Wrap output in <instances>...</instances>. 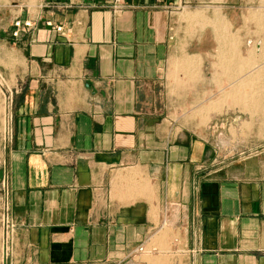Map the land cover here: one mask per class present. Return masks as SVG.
<instances>
[{
	"label": "crops",
	"instance_id": "1",
	"mask_svg": "<svg viewBox=\"0 0 264 264\" xmlns=\"http://www.w3.org/2000/svg\"><path fill=\"white\" fill-rule=\"evenodd\" d=\"M36 1L0 0V264H264L260 130L205 97L264 58V0Z\"/></svg>",
	"mask_w": 264,
	"mask_h": 264
},
{
	"label": "rangeland",
	"instance_id": "2",
	"mask_svg": "<svg viewBox=\"0 0 264 264\" xmlns=\"http://www.w3.org/2000/svg\"><path fill=\"white\" fill-rule=\"evenodd\" d=\"M3 1L6 5L12 7L20 4L21 0ZM27 1H29L30 4H35L37 2L36 0ZM230 53L226 52L225 56L230 57L232 55V59H223L222 61L224 63L222 62V67L237 65V67L242 70L251 69L252 72L250 71L248 73H238L237 75H235V77L233 75V79L232 76L230 79V75L227 74H221V78L216 75L213 79V75L206 72V84L210 83V85H213L214 83L215 88H212L213 91L210 94H205V97L209 96L210 98L216 99L220 96L218 100L220 102L218 110L220 111H218V114H220L223 119L231 120L233 118H239L243 122L246 120L249 121L248 123H242V130H245L247 128V130H253L254 133H257V130H260L258 132L259 138L253 139V145H262L264 144V135L262 132L264 131V58H261L259 60H256L257 58L253 57H250V59H243L242 57L234 58L235 52ZM246 65H248L247 68ZM208 68L209 65L206 64V69L209 72ZM2 77L3 76L0 70V83L4 82ZM218 87H220V90L222 91L218 92L217 94L216 90L218 89ZM194 109V106H187L184 108V112H188ZM7 118H9V103L7 94L2 88V90L0 89V156L2 155V146L8 139V137L5 136L8 131V127L6 129ZM232 134L234 136V139H231L230 144L235 145L238 139L236 138L237 129H235L234 127H232ZM2 212L3 211H1V215ZM0 226H2L1 220Z\"/></svg>",
	"mask_w": 264,
	"mask_h": 264
},
{
	"label": "built area",
	"instance_id": "3",
	"mask_svg": "<svg viewBox=\"0 0 264 264\" xmlns=\"http://www.w3.org/2000/svg\"><path fill=\"white\" fill-rule=\"evenodd\" d=\"M75 1V0H74ZM72 1L70 4H74L75 2ZM98 3H108L114 10H117L119 6L125 4L128 0H96ZM179 4L176 5V10L180 11L184 9L188 4L183 2L182 0H177ZM48 25L52 26V23L49 22ZM33 27L31 21H22L20 19H16L14 24H13V31H12V36L14 38H19L23 34L27 33L31 28ZM58 32L62 31V27H56L55 28ZM2 221V226L4 230L6 231V236L11 237L13 231H14V224L10 220L7 210L4 208L1 219Z\"/></svg>",
	"mask_w": 264,
	"mask_h": 264
},
{
	"label": "bare ground",
	"instance_id": "4",
	"mask_svg": "<svg viewBox=\"0 0 264 264\" xmlns=\"http://www.w3.org/2000/svg\"><path fill=\"white\" fill-rule=\"evenodd\" d=\"M238 88H240V87H238ZM232 89V88H231ZM220 91H222V90H220ZM225 92V91H224ZM241 92V91H240ZM226 93V92H225ZM222 94V93H221ZM229 94V93H228ZM215 110H216V108H215Z\"/></svg>",
	"mask_w": 264,
	"mask_h": 264
}]
</instances>
